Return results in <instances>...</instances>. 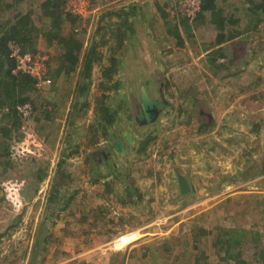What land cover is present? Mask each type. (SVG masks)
<instances>
[{"label":"rangeland","instance_id":"374dc122","mask_svg":"<svg viewBox=\"0 0 264 264\" xmlns=\"http://www.w3.org/2000/svg\"><path fill=\"white\" fill-rule=\"evenodd\" d=\"M45 1L4 0L0 16L10 26L32 11L35 54L47 62L32 93H7L0 59V128H11L0 132V264H236L218 241L230 237L242 238L232 253L262 264L254 255L264 250V0H216L225 30L210 12L187 19L177 0H91L89 17L62 28L82 43L71 72L62 44L46 40ZM161 79L172 106L140 125V86L157 97ZM18 92L31 118L12 111ZM55 190L64 195L58 209L48 206ZM40 227L47 248L34 255Z\"/></svg>","mask_w":264,"mask_h":264},{"label":"trees","instance_id":"16d2710c","mask_svg":"<svg viewBox=\"0 0 264 264\" xmlns=\"http://www.w3.org/2000/svg\"><path fill=\"white\" fill-rule=\"evenodd\" d=\"M16 1H23V0H16ZM65 0H46L43 4L45 14L50 16L51 22H50V28L47 30L48 33L46 34V40L49 43H52L53 41L58 40L63 47V63L67 69V72H71L72 70L77 68V64L79 62V53L81 50L82 43L75 38L74 29L71 30V32L67 35H65L62 32V28L64 26V23L67 22L68 24H71L74 26L81 18L78 16H74L72 13L65 11L64 6ZM64 6V7H63ZM263 7L264 10V4H261L258 6ZM6 7H10L9 4H5L4 0H0V16L4 9ZM205 12H210L211 14V20L217 25V28L219 30H225L227 27V19L226 16H223L222 9L217 8L216 0H203L202 5V11L200 12L201 15ZM17 21L14 24H11L8 26L5 24L2 26L0 24V59L3 61V59L9 64V68L5 71V75L9 80H5L3 83H6V89L7 93H13L19 91L25 92V93H32L36 88L37 80L34 76L31 74L24 72L23 70H19L16 73L13 72L14 68L17 66V61L15 58H12L10 56V50H9V42L14 41L22 46V48L25 50H30L32 53H37L36 49V39L39 34L37 26L34 25L32 21V11L19 14L17 15ZM260 17L256 18V21L253 23V28L258 25ZM2 33V34H1ZM231 35L228 36L230 38H234L235 34L230 33ZM224 34H219L218 41L222 42L225 40ZM226 39H228L226 37ZM93 49V48H92ZM89 57V55H88ZM115 61V60H113ZM47 64V62H46ZM94 60L93 58L89 57L85 63H84V74L86 76H90L91 71L93 69ZM117 72V69L114 66L108 67L104 74L107 75L108 78H111L113 76V73ZM9 81V82H8ZM8 87V88H7ZM21 88V89H20ZM80 89H88V82L83 83L80 85ZM22 92H18L14 99H11L12 104L14 105V108L12 111L14 114L19 113L16 106L20 103H25L26 101L30 99L29 96L22 95ZM11 96V95H9ZM102 115L104 120L107 122V124H111L114 121L115 118V112L111 110L109 106H107L105 103L101 107ZM1 135L3 137H9L11 133V128L4 127L0 128ZM7 150V148H6ZM61 197H64V195L59 190H55V193L50 195V198L48 199V206L52 207L57 206L60 204ZM73 199V196L68 198V201H71ZM232 231L236 232L235 229H232ZM44 233L43 227H40L37 232V239L34 245V255L39 254L45 251L46 242L48 241L47 234H44L42 237V234ZM245 233H243V236ZM218 241L222 242L223 245L226 246L225 250L226 253L229 255V257L234 258L236 264H250L246 260L242 258L241 251H237L235 253H232L233 247H238L242 244V238L236 237V238H220ZM254 257L257 259L255 261L261 262L264 264V250L261 249L259 251L255 252ZM197 264H207L205 261L202 260V258L198 257L196 258Z\"/></svg>","mask_w":264,"mask_h":264},{"label":"built area","instance_id":"2783aa9c","mask_svg":"<svg viewBox=\"0 0 264 264\" xmlns=\"http://www.w3.org/2000/svg\"><path fill=\"white\" fill-rule=\"evenodd\" d=\"M180 5L183 15L189 19H195L202 11L203 0H177ZM65 11L72 13L74 16H78L81 19L89 17L91 12V0H69L65 7ZM10 56L15 58L17 66L13 72L16 73L19 70H23L34 76L37 80V85L41 84L46 77V63L43 64L40 60L44 58L40 57V54H34L25 51L21 45L14 41H10L9 44ZM19 114L24 118H31L33 114V107L28 103H20L16 106Z\"/></svg>","mask_w":264,"mask_h":264},{"label":"water","instance_id":"95a60500","mask_svg":"<svg viewBox=\"0 0 264 264\" xmlns=\"http://www.w3.org/2000/svg\"><path fill=\"white\" fill-rule=\"evenodd\" d=\"M168 100L165 96L164 91V81L160 80V87H159V96L153 98L150 96L148 90L146 89L145 85L140 86V102L137 104V113L135 115L136 121L140 124H148L155 122L158 117L160 116L163 108L168 105ZM126 136L130 141L132 137L127 132ZM115 145L117 149L122 152V145L120 142L115 141ZM179 183L182 192H186L189 190V184L187 183L186 178L183 175H178Z\"/></svg>","mask_w":264,"mask_h":264},{"label":"flooded vegetation","instance_id":"af4514ba","mask_svg":"<svg viewBox=\"0 0 264 264\" xmlns=\"http://www.w3.org/2000/svg\"><path fill=\"white\" fill-rule=\"evenodd\" d=\"M164 91H165V85H164ZM151 96V95H150ZM151 97H153V96H151ZM158 97V96H157ZM153 98H156V97H153ZM168 100V99H167ZM168 105L165 107V108H163V109H166L167 107H171L172 106V102L170 101V100H168ZM163 111V110H162ZM136 113H137V104H136V106H135V112H134V120L136 121V119H135V115H136ZM208 117L210 118V120H212V115L209 113L208 114ZM137 122V121H136ZM138 123V122H137ZM139 124V123H138ZM124 135H125V138H127L128 139V137L126 136V132L124 133ZM129 140V139H128ZM127 140V141H128ZM115 141H117V140H113V144H114V146H115V148H116V150H118L117 149V147H116V145H115ZM118 142H120V141H118ZM131 142H133V141H131ZM121 143V145H122V152H124L125 151V147H124V145L122 144V142H120ZM102 155L104 156V160L107 162L108 160H109V158L111 157L110 155H111V153L109 152V151H106V150H102ZM102 160V159H101ZM181 175V174H180ZM184 176V175H183ZM185 177V176H184ZM190 187V186H189ZM190 189V188H189ZM186 193V192H185ZM184 192H183V194H185Z\"/></svg>","mask_w":264,"mask_h":264},{"label":"crops","instance_id":"0c3cea01","mask_svg":"<svg viewBox=\"0 0 264 264\" xmlns=\"http://www.w3.org/2000/svg\"><path fill=\"white\" fill-rule=\"evenodd\" d=\"M167 260H168V262H169V257L167 258ZM167 260H166V261H167ZM190 264H196V262H192V263H190Z\"/></svg>","mask_w":264,"mask_h":264}]
</instances>
